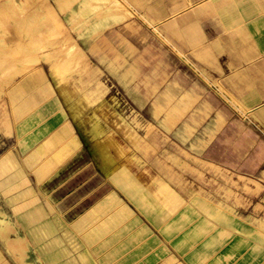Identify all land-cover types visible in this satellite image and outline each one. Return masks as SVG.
Wrapping results in <instances>:
<instances>
[{"label":"rangeland","instance_id":"1","mask_svg":"<svg viewBox=\"0 0 264 264\" xmlns=\"http://www.w3.org/2000/svg\"><path fill=\"white\" fill-rule=\"evenodd\" d=\"M111 1L83 16L80 0H0V264L77 263L72 252L80 248L81 236L68 226L62 233L55 213H47L35 185L44 175L37 172L63 157L69 143L74 151L72 142L79 147L86 135H109V122L143 137L163 136L162 131L189 139L195 143L191 148L198 144L205 152L209 160L201 166L207 175L173 176L175 186L188 181L200 187L182 192L184 202L176 196L171 203L167 187L160 191L163 218L175 212L169 223L192 222L174 228V234L183 233L181 241L200 227L201 233L219 228L238 236L248 233L256 241L264 235V162L252 164L264 155L262 109L241 106L219 81L203 75L190 81L197 89L191 95H171L183 91L171 79L143 77L135 92L144 94L138 96L115 74V80L103 74L101 81L102 72L89 65L77 37L96 36L110 22H119L109 14L120 6L125 18L137 15L125 0ZM20 67L26 68L21 72ZM37 150L42 159L27 156ZM170 161L186 166L179 157ZM126 211L129 220L133 211ZM131 221L122 224L127 234L136 230Z\"/></svg>","mask_w":264,"mask_h":264},{"label":"crops","instance_id":"2","mask_svg":"<svg viewBox=\"0 0 264 264\" xmlns=\"http://www.w3.org/2000/svg\"><path fill=\"white\" fill-rule=\"evenodd\" d=\"M125 1L137 15L110 22L96 36L77 37L89 65L102 72L101 81L103 74L112 80L115 74L121 86L138 96L144 94L135 92L143 77L171 79L183 90L171 95H191L197 89L190 81L203 75L219 81L241 106L261 108L264 117V0ZM109 128L103 137L86 135L79 147L73 141L74 151L69 143L56 166V160L47 161L37 172L44 175L35 185L47 213H55L62 233L68 226L81 236L80 248L72 252L76 264H264V235L256 241L248 233L238 236L220 228L201 233L200 227L181 241L183 233L174 234V228L191 220L169 223L175 212L164 218L159 214L165 202L161 189L167 187L174 204L176 196L184 202L182 192L188 188H200L173 182L175 174H208L202 166L209 159L200 145L191 148L195 143L189 139L162 131L163 136L130 134L114 122ZM35 152L27 156L42 159ZM178 157L185 167L169 162ZM263 162L264 155L252 164ZM161 179L166 181L162 185ZM127 208L133 211L129 220ZM130 220L136 230L127 234L122 224Z\"/></svg>","mask_w":264,"mask_h":264},{"label":"bare ground","instance_id":"3","mask_svg":"<svg viewBox=\"0 0 264 264\" xmlns=\"http://www.w3.org/2000/svg\"><path fill=\"white\" fill-rule=\"evenodd\" d=\"M108 0H80V3H79V9H80V14H82L83 16L90 10V9H92V8H94V7H98V6H100V3H108L107 2ZM111 1V0H110ZM116 1V3L117 4H119L120 5V2L118 1V0H115ZM112 2V1H111ZM119 2V3H118ZM109 4H110V2H109ZM115 4V3H114ZM116 4V6H118ZM115 8V7H114ZM124 8V7H123ZM114 10V9H113ZM97 11V10H96ZM76 12H77V10H76ZM79 12V11H78ZM125 14H127V12H124L123 11V9L121 8V6L119 7V8H115V10H114V12H112V13H110L109 15L113 18V19H115V20H118L119 22L120 21H122L124 18H125ZM105 15V14H104ZM56 20V19H55ZM94 24H95V22H94ZM100 24V23H99ZM59 26V25H58ZM94 30H95V28H93ZM98 32V31H97ZM100 32V31H99ZM96 33V32H95ZM69 46V45H68ZM70 47V51H71V47H73L72 45L71 46H69ZM67 51H68V49H67ZM68 53H70V52H68ZM72 53V52H71ZM36 60H37V58H36ZM34 61V60H33ZM35 62V61H34ZM24 63V62H23ZM23 67V66H22ZM22 67H20L21 69H22ZM26 68V67H25ZM25 68H23L22 70H21V72L22 71H24L25 70ZM20 72V73H21ZM14 73V72H13ZM15 73H16V71H15ZM10 75H11V73H10ZM12 76V75H11ZM1 89V88H0Z\"/></svg>","mask_w":264,"mask_h":264}]
</instances>
